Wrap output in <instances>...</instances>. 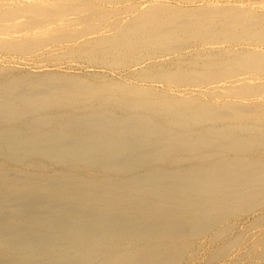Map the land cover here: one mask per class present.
<instances>
[{
  "label": "rangeland",
  "instance_id": "1",
  "mask_svg": "<svg viewBox=\"0 0 264 264\" xmlns=\"http://www.w3.org/2000/svg\"><path fill=\"white\" fill-rule=\"evenodd\" d=\"M151 1L135 0L133 3L140 4V10L151 3ZM157 1L174 6L177 5V7L185 6L184 8L186 6L187 8L207 6L215 4V2H219L222 5L229 4L230 6L242 3L244 4L242 10L253 11L252 13H256L255 15L264 16V2H262L264 0ZM252 1H256L254 5ZM80 40H77L78 44L83 42ZM242 41L228 40L223 43L219 42L220 44L191 42L192 44L188 43L176 53L153 57L146 55L145 59L143 58L137 64H122L116 68H111L104 64L100 65L95 61L90 62L83 55L70 54L69 56V53L66 54V52L71 45L65 43L63 45L56 44L58 49L55 48L56 45L49 44L47 47L45 46L46 48L42 47L39 50L20 55L2 51L0 52V84L2 83L1 85L4 86L7 82L15 81L21 76V79H18L20 81L23 80L22 82H38L50 77V79L48 78L50 83L59 82L61 81L60 78L76 76L94 84L121 82L149 90V92L165 93L173 97L191 95L199 100L217 104L220 101L229 100L232 103L240 104L244 103V101L247 102V100L229 96L225 98L223 95L216 96L218 89L220 90V88L231 84L230 82L233 81L220 80V82L216 81L210 84L209 82H204L195 87L193 84L185 86L175 83V85L165 80H155V78L152 79L148 75L150 73H163L172 70L174 72V70L178 71L177 69L190 71L194 68L193 65L202 64V61L207 62L206 60L215 59V57L224 58L235 55L242 48L255 46L252 41ZM261 47H264V44ZM196 61L197 63L195 64ZM198 66L201 67L198 68L199 71L204 67ZM142 69L149 73L146 77L138 74ZM240 78V81H234V83H251L254 85L264 83V77L254 76L250 81L245 75ZM21 84L23 83L19 85ZM1 85L0 87H2ZM19 85L18 90H21L24 89V86L27 88L26 86L30 84ZM43 86L40 85L39 87ZM209 91H212L213 94ZM113 92L115 93L112 94V91H109L115 97L126 98V101L133 99L130 95L120 91ZM206 92L209 93L207 94ZM109 93L102 92L91 96L86 95L70 102L52 103L53 105L50 106L49 104L44 108H40L37 105L38 103L28 104L26 102L27 104H25L23 100L16 98L18 101L16 104H19L21 109L19 116L13 115V113L0 114V264H83L84 261L86 263L89 261V264H99L101 261L108 260L109 255L104 256L103 253H108L110 249L105 252V249L74 247L71 249L65 247L79 244L95 246V244L99 243H104L105 245L118 244L120 248L110 252L116 251L127 257H130L129 255L132 256V252L136 250L138 251L134 253L147 250V245H153V250L155 248L160 250L166 248L173 253L167 256V258H170L163 260L162 264H264V203H241L244 205L238 206L236 202H225L223 200L224 195L237 194L241 187L246 193L256 189V183L246 185L244 183L241 184L238 180H235L237 182H230L227 180H230V175L225 178L226 180H223L219 173L213 172L212 168L215 163L225 162L227 165H235L231 170H236L237 165L241 166V168L238 166L240 171L235 172V174L246 173L247 166L253 169L250 165L252 161L264 162V145H261L264 144V124L259 121L251 123L253 126L249 124L250 128L255 129L253 139H257L254 142L256 144L260 143V145H256L253 148V151H257L258 154H251L249 151H239L234 146V142H232L235 136L236 139L240 138V140L248 137V132L244 131L242 127L234 128L235 136L225 139L213 137L217 129L222 130L224 124L235 126L236 123L233 121H228L227 123L219 121L213 124L211 122H201L198 123L200 126L195 124L197 126L191 125L190 128L183 129V127L170 123L163 113L148 109L119 107L117 100L106 99ZM249 102L264 104V95L256 96L255 99L253 98ZM129 115L141 116L147 123L136 124L133 122L134 119L127 120ZM149 119L156 122L163 129L155 130L154 126L149 123L150 121L148 122ZM93 124L94 126H92ZM52 130L56 133H53L54 131ZM134 131H137V133H134ZM42 133L46 135L48 133L51 136L48 137L47 135V137L43 138ZM149 133L152 134L149 135ZM36 135H39L38 143L33 144L30 140ZM50 139H53L54 143ZM110 141L114 143H109ZM99 144H106L102 148H108V146L112 145L113 148L119 146L124 150L119 149L112 153H103L99 151ZM231 147L232 149H230ZM47 148L49 149L47 150ZM176 148L178 149L175 150ZM90 152L93 153L90 154ZM188 171L209 174L207 177L206 175L202 177L197 175L200 177L198 178V180L200 179L199 181L203 182L208 178L209 182L203 185V188L189 187L190 185H186V188H183L181 175L183 172ZM159 173L168 174L163 179L166 182L173 180L171 182L173 185L157 184V182L150 183L151 178ZM190 176L192 180L197 177L192 174ZM3 178L6 183L1 180ZM142 181H146L148 185L150 183L151 187L156 189V191L145 192V188H143L144 190L141 193L137 192L136 183ZM46 184H50L48 195L43 191L35 190L34 197L36 199H33L34 201L44 199L49 204H54V202L60 200V202L65 204V211L61 208L60 214L55 212L56 210L52 213H47L45 211L47 208L29 206L31 201H33L31 197H27L29 188ZM216 184L218 188H215ZM10 185L13 186L10 187ZM166 186H168L167 188L171 186L180 189L178 191H168L165 189ZM89 195L94 198L85 200V197ZM174 195L175 198L171 199ZM129 196H132V199ZM46 198L48 200H45ZM171 203L179 204L177 209ZM202 203L203 207H198V204ZM67 204L68 207L66 206ZM72 204H78V207L83 204L87 205H85L86 209L84 210L85 212L82 211V214L81 212H74L79 215V220L75 219V221L79 222L80 225L74 224V221H66L70 219L64 216L66 208L72 209L70 207ZM143 205L159 207L155 210V217H161L165 212H168L169 215L175 209V211L181 212V215L177 216L179 220L176 226L177 232L170 233L175 238L169 239L171 237L167 236L165 237L166 239L161 238L159 240L154 239V236L145 235L144 237L141 233L134 231L127 234L126 231L143 225V222L151 216L150 214L137 215L139 207ZM29 209L33 212L27 211ZM59 209L57 210L59 211ZM116 210L119 214L116 213ZM200 210L206 213L205 218L203 216L200 217ZM192 212L193 217H191ZM108 215L110 216L108 217ZM31 219L35 221L31 222ZM111 219L114 221L111 222ZM190 219L196 220L192 222ZM75 229L76 232L74 231ZM160 230L155 234H160ZM165 230L166 228H162V233ZM18 233L20 235L14 237ZM131 244H133L134 248H128ZM9 245H12L13 248H9ZM42 245L46 248H39ZM47 245L53 248H49ZM83 252H97L98 254L94 256L95 262L90 261L93 255H84L82 254Z\"/></svg>",
  "mask_w": 264,
  "mask_h": 264
},
{
  "label": "bare ground",
  "instance_id": "2",
  "mask_svg": "<svg viewBox=\"0 0 264 264\" xmlns=\"http://www.w3.org/2000/svg\"><path fill=\"white\" fill-rule=\"evenodd\" d=\"M134 1L135 0H0V52L3 51L6 53H14V54L20 55V54L30 53L31 51H34L37 49L39 50V48H42L45 46L47 47L49 44H54V45L62 44L63 45L65 43V44L71 45L66 52V54L69 53V56L70 54H73V55L78 54L80 56L83 55L84 58L88 59L90 62L95 61L97 62V64L98 63L100 65L104 64L111 68H116L118 65H122V64H137L140 60H143V58L145 59L146 55L153 57L156 55L160 56L163 54L176 53L179 49L183 48L185 45L191 42L192 43L202 42V43H207V44L209 43L218 44L219 42L223 43L224 41H228V40L230 41L231 40L232 41L233 40L235 41L243 40L246 42L252 41L255 43V46L253 45L251 48H242L237 53H235V55L226 56L224 58L215 57V59L213 58V59L206 60L207 62L202 61L203 62L202 64H197V66L193 65L194 68L190 71H187V70L183 71V69L182 70L177 69L178 71L174 70V72H172L173 71L172 70L170 72L169 71L166 72L165 71L166 69H165L164 70L165 72L163 73L161 72V73H153V74L150 73L149 74V73H146L142 69L141 71L138 72L139 75L144 76V77H146V75L149 74L148 77H151L152 79L155 78V80H163V81L165 80L170 83H174V84L176 83L178 85H185V86L188 84H193L195 85V87L196 85L198 87L204 82H209L210 84L212 82L215 83L216 81L220 82V80L221 81L222 80L233 81V82H230L231 84H228L220 88V90L218 89L217 90L218 94L216 93L214 94H216V96L223 95L225 96V98L226 96L238 97L242 100H247V102L244 101V103L235 104L229 100V101H220L219 104H217L215 102L199 100L196 97L191 96V95L173 97L165 93L149 92V90H146L140 87L131 86L126 83L123 84L121 82H110L111 84H106V83L94 84V83L85 81L81 78H78L76 76H68L64 79L60 78L61 81L59 82L55 81L53 83L48 82L50 77H47V79H44L42 77L44 80H40L38 82H35V81L22 82L23 80L22 81L19 80L21 79L22 77L21 76V77H18L19 79L16 77L17 79L15 78L16 79L15 81H12L10 79L12 81V82L10 81V83L6 81L7 84L5 83L6 85L4 86L1 85L2 83L0 84L2 86L0 87V114L3 115V114H8V113H13V115L15 114L19 116L18 114L20 113L21 109L19 108L20 107L19 104H16V102H18L16 98L23 100L25 104H27L26 102H28V104L38 103L37 105L40 108L42 107L44 108V107H47L49 104L51 106L54 103L60 104L65 101L70 102L71 100H76L77 98L79 97L81 98L82 96L85 97L86 95L91 96V95L101 94L102 92L109 93V91H112V94H114L115 92L113 91H120L126 95H130L133 99L130 101H126V98L124 99L121 97L118 98L110 93H109L108 98L106 99L117 100V104L119 103L118 106L122 108H139L141 110L148 109V110L157 111L159 113H163L164 117H166L170 123L183 127V129L190 128L191 125L197 126L195 124H198L201 122L203 123L211 122V124H213L219 121H222V123L233 121L234 123H236L235 126L224 124L222 126V130L217 129V132H215L213 137L214 138L222 137L225 139V138H229L230 136L231 137L235 136V131H233L234 128L242 127L244 131L248 132V137L243 140H240V138L236 139V136L233 137L234 140H232V142H234L235 144L234 146L238 148V150L241 152L249 151L251 154H258L257 151L256 152L253 151V148L256 145H260V143L256 144L254 142V140L257 139V138L253 139V134H254L255 129L250 128V126H253V124L251 123H257L258 121L264 124V104L250 103L251 101L249 102V100L253 98L255 99L256 96L264 95V83L254 85L251 83H240L239 84V82L234 83V81L235 82L238 80L240 81L241 79L240 77L244 75L249 79V81L254 76L264 77V47H261L262 44H264V16L255 15L256 13L255 14L252 13L253 11L249 12L246 10H242V6H244V4L242 3H236L235 4L236 6L234 5L230 6L229 4L222 5L219 2H215V4L207 5V6L202 5V6H198L194 8L192 7L187 8L186 6V8H184L185 6L177 7V5L174 6L171 4L159 2L157 0H153V1L150 0L151 3L148 2L149 4H147L144 7L142 5L143 9L139 10L140 4H134L133 3ZM254 2L256 1H252L253 5H254ZM78 39H81L80 41L81 42L83 41V42L78 44L77 42ZM55 48H57V45ZM196 63L197 61L195 62V64ZM198 65L204 66L202 67V70L200 71L198 70V68L200 67ZM20 83L30 84L33 86L27 85L26 86L27 88H25L24 86L23 87L24 89L18 90V85ZM40 85H44V86L39 87ZM209 92L212 93V91H209ZM31 100L33 101L30 102ZM128 119H134L133 122H135L136 124L147 123L143 120V117L141 116L138 117L137 115H129L127 120ZM148 122L152 126H154L155 130L163 129L162 127L158 126L156 122H153L151 119H149ZM92 126H94V124ZM117 130L119 129L117 128ZM53 133H56V132L54 131ZM134 133H137V131H134ZM150 134L152 133H149V135ZM42 135H43V138L47 137V135L48 137L51 136L48 133L47 135L45 133L44 134L42 133ZM38 136L39 135H36L35 137H33L30 140L31 143L33 144L38 143L37 142ZM25 139H28V138H25ZM50 140L52 142L54 141L53 139H50ZM72 140H75V139H72ZM14 142L16 143V141ZM109 143H114V142L110 141ZM101 144H99L100 146L99 151L103 153L104 152L112 153L113 151H117L119 149L124 150L123 148L119 146L116 148H113L112 145L108 146V148H102L106 144H103L104 146ZM261 145H264V144H261ZM18 149H21V148H18ZM48 149L49 148H47V150ZM177 149L178 148H176L175 150ZM230 149H232V147ZM234 150H237V149H234ZM91 153L93 152H90V154ZM83 159H84V156H83ZM250 165L253 167V169L247 166L246 173H236V174L235 172L240 171L238 170L239 165H237V168H236L237 171L231 170L234 168L235 166L234 164L227 165L225 162H223L220 164L215 163V165H213L212 167L214 170L213 172L219 173L221 175V179L223 180H226L225 178H227L228 175H230V180L227 179L230 182H234L235 180H238L240 181L241 184L244 183L246 185L247 184L251 185L253 183H256V186H257L256 189L250 190L248 193H246V191L243 190L241 187L240 191L237 194H232L230 196L224 195L223 200L225 202H229V201L236 202L238 206L244 205L241 203H253V202L264 203V162H261V161L258 162L257 160H254L252 161V163H250ZM239 168H241V166H239ZM190 174L196 175V176L198 175L200 177H202L203 175H206L207 177L209 175L207 173L206 174L195 173V172L193 173L190 171L183 172L182 175L180 174L181 178L183 179V183H182L183 184L182 186H184L183 188H186V185H190L189 187L193 186L196 188L198 187L203 188L202 186L209 182L208 178H206L205 181L203 182L199 181L200 179L198 180V178L200 177L198 176L195 178V180L194 178L192 180ZM166 175L168 174L166 173L156 174L155 177H153L155 179L151 178V181L149 182L150 183L157 182V184L164 183V184L170 185L173 180L172 181L170 180V182L164 181L163 177L165 176L166 178L167 177ZM1 180L4 181L5 179L3 178ZM4 183H6V181H4ZM150 183L149 185L146 181L136 183L137 185L136 187L138 190L137 192L141 193L144 190L143 188H145L144 190L145 192L156 191V189H153V187H151ZM171 185H173V183ZM12 186L13 185H10V187ZM49 186L50 184H46V185H42L39 187L33 186L29 188V192H28L29 195L27 197L28 198L31 197V199L33 200L31 201L30 203L31 205L29 206H34L38 208L43 207L44 209L47 208V210H45L47 211V213L48 212L52 213L55 210H56L55 212L59 213L61 212L60 211L61 208L63 210L65 207V204L60 202V200L56 201L57 203L54 202V204H49L47 203V201H44V199H42L41 201L39 199L34 201V199H36L34 197V194H35L34 191L40 190V191H43L44 193H47L48 195ZM167 187L168 186H166L165 189L168 191H178L180 189V188L178 189L175 187L173 188L171 186L170 188H167ZM215 188H218L217 184L215 185ZM22 190L24 191V189ZM241 190H243L244 192ZM96 196H99V195H96ZM129 197L132 199V196H129ZM92 198L94 197L89 195L85 197V200L92 199ZM173 198H175V195L171 199ZM45 200H48V198H46ZM133 202L135 201L133 200ZM171 204L174 205V208L176 209L179 205L176 203L175 204L171 203ZM85 205L86 204H83L78 207V204H72V206H70L72 209L66 208V212L64 216L70 219L66 221H69V222L74 221L73 222L74 224L80 225L79 222L75 221V219L79 218V215L75 214L74 212L77 211V212H81L82 214V211L85 212L84 210L86 209L85 207L87 206ZM66 206L68 207V204ZM198 207L202 208L203 203L198 204ZM58 208H60L59 211L57 210ZM157 208L159 207L157 206L149 207L147 205H143L139 207L137 211V215L138 214H143V215L150 214L151 216H149V218L143 222L144 223L143 225H140L139 227H136L135 229H132L130 231H126L127 234L129 232L133 233L134 231V232L141 233V235H144V237L145 235H148L149 237L154 236L153 237L154 239H159V240L161 238L164 239L167 236L171 237L169 239L175 238V236L171 235L170 233L177 232L176 226L179 221L177 216L181 215V212L175 211L176 210L175 209L174 211L170 212L169 215H168V212H165L161 215V217H155L154 214L156 213L155 210ZM27 211H30V213L33 212L30 209ZM204 211H208V210H204ZM102 213L101 215H103ZM116 213H118L117 210H116ZM110 215H108V217ZM201 216L205 218L206 213L205 212L203 213L200 210V217ZM191 217H193V212L191 213ZM31 220H32L31 222L35 221L33 219ZM191 220L192 219H190V221ZM195 220L196 219H193L192 222H194ZM113 221L114 220L111 219V222ZM162 228H166L164 233H162L161 231ZM81 229L84 230L82 227ZM159 229H161L160 230L161 233L155 234L157 233V231H159ZM74 231L76 232V229ZM118 233H121V232H118ZM82 234H83V231H82ZM19 235L20 234L18 233L14 237H17ZM36 238L38 237L36 236ZM47 246H49V248L51 247L50 245H47ZM8 247L13 248L12 245H9ZM16 247L18 246L16 245ZM65 247L71 248V249H73L72 247L81 248V249H105V252H106L107 249H110V251H113L116 248H120V245L118 244L105 245L104 243H99L97 245L95 244V246L79 244V245H68ZM39 248H46V247L42 245V246H39ZM128 248H134L133 244L129 245ZM146 248L147 250H144L140 253H134V252H137L138 250L132 252L133 254L132 256L129 255L130 257L124 256V255L122 256V254H119V252H116V251L110 252L108 250L109 251L108 253H103L104 256L109 255L108 260L103 261V262L101 261L99 264H162L163 260H167L168 258H170V257L167 258V256L173 253V252L168 251V249L166 248H165L166 250L164 248L161 250L158 248H155V250H153L154 249L153 245H147ZM82 254L88 255V256L93 255V257L90 258V261L95 262L94 256L95 254H98V253L97 252H83ZM110 255H112V257H110ZM125 255H128V254H125ZM83 264H89V261L87 263L86 261H84Z\"/></svg>",
  "mask_w": 264,
  "mask_h": 264
}]
</instances>
